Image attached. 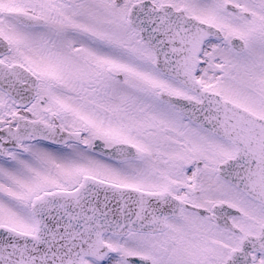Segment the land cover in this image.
I'll return each mask as SVG.
<instances>
[{"label": "snow or ice", "instance_id": "1", "mask_svg": "<svg viewBox=\"0 0 264 264\" xmlns=\"http://www.w3.org/2000/svg\"><path fill=\"white\" fill-rule=\"evenodd\" d=\"M0 264H264V0H0Z\"/></svg>", "mask_w": 264, "mask_h": 264}]
</instances>
